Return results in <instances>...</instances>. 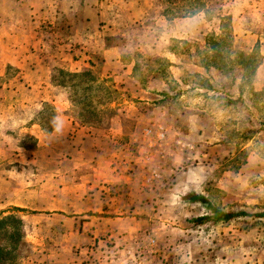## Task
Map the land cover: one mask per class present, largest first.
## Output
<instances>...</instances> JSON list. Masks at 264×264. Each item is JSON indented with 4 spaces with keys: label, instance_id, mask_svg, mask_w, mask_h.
Wrapping results in <instances>:
<instances>
[{
    "label": "rangeland",
    "instance_id": "374dc122",
    "mask_svg": "<svg viewBox=\"0 0 264 264\" xmlns=\"http://www.w3.org/2000/svg\"><path fill=\"white\" fill-rule=\"evenodd\" d=\"M199 1L0 13V264H264V0Z\"/></svg>",
    "mask_w": 264,
    "mask_h": 264
},
{
    "label": "trees",
    "instance_id": "16d2710c",
    "mask_svg": "<svg viewBox=\"0 0 264 264\" xmlns=\"http://www.w3.org/2000/svg\"><path fill=\"white\" fill-rule=\"evenodd\" d=\"M202 4L203 3L200 2L199 0H195V2L192 3L193 6L191 7V5H190V7L188 9L189 11L183 13L182 15L179 14L178 17H184V16L191 15V14L193 15L197 11V9L202 6ZM186 13H187V15H186ZM218 17L222 21H226V20L230 19L229 15H221V17L218 15ZM223 25H224L223 26L224 29H227V28L231 29V27H230V25L228 23L224 22ZM221 26H222V24H221ZM209 36L211 37L213 35H209ZM213 38H214V36H213ZM214 43L215 42H213V44ZM223 52H225V51L222 50L220 53H223ZM239 55H242V57H244V60H243L244 64L247 63L246 66L243 64V66H244V68L246 70V73H245L246 76H252L253 73L255 72V69H256L257 65L249 66L248 63H249V61L252 63V61H254L253 58L250 56V54L244 55V53H239ZM229 68L232 69L231 67H229ZM88 72L89 71H86V72H83V73H71L70 76L74 77V76H79V75H88ZM185 199L191 200L193 202L195 201V202H204V203H206L209 206L211 212L214 214L216 219H226V218H230V217H232L234 215V213H228V212L225 213L222 210H219V209L215 208L208 201V199L206 197L198 195V194H194V193L193 194H187V195H185ZM240 214H243V213H240ZM258 216H264V214H258ZM201 220H202V217H200L198 219H195V221H201Z\"/></svg>",
    "mask_w": 264,
    "mask_h": 264
},
{
    "label": "crops",
    "instance_id": "0c3cea01",
    "mask_svg": "<svg viewBox=\"0 0 264 264\" xmlns=\"http://www.w3.org/2000/svg\"><path fill=\"white\" fill-rule=\"evenodd\" d=\"M20 4V0H0V13L1 14H5L7 11L9 13V11H12L14 13V16L11 15L10 17L13 18H17L16 17V13L21 11V10H24V9H21V5ZM7 13V15H8ZM6 15L1 16L0 17V23L2 24L6 17ZM0 29H5V26L2 24V26L0 25ZM7 34L6 33H3L1 36H0V41L2 43H10V41L6 38H4V36H6ZM116 46H112V47H109V48H104L102 49V55L103 57L107 60L108 58L110 57H115V54L117 53L116 51ZM17 58H19V56L17 55ZM7 64H12L11 61L9 59H5L3 57L2 59V64L0 65V75L1 74H4L2 73L3 72V68L5 65ZM55 108H57V115L55 116V120L58 121V124H63L64 123V120H68L70 119V116L68 114H66V112H64L63 110H67V105L66 107H64V109H62L61 107H57L56 104H54ZM56 129H54L53 131H55Z\"/></svg>",
    "mask_w": 264,
    "mask_h": 264
}]
</instances>
